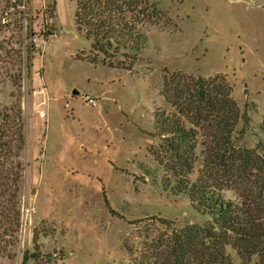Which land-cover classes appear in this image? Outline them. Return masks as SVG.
Masks as SVG:
<instances>
[{"label": "rangeland", "instance_id": "374dc122", "mask_svg": "<svg viewBox=\"0 0 264 264\" xmlns=\"http://www.w3.org/2000/svg\"><path fill=\"white\" fill-rule=\"evenodd\" d=\"M53 2L0 0V136L16 138L18 107L27 141L18 158L21 227L9 243L0 229L5 240L0 264H35L33 233L41 228L48 232L37 244L52 256V264H128L157 253L162 261L195 264L200 254L188 242L185 249L178 242L190 243L188 236L197 243L193 250L202 248L210 218L165 187L158 160L166 153L152 135L155 113H177L165 100V88L170 94L175 87L185 92L199 78L226 76L245 115V122L231 129V151L259 161L263 171L221 164L202 176L234 187L225 190L231 198L248 193L249 176L259 185L257 176L264 178V0H150L146 48L122 68L106 66L102 55L98 64L91 63L95 53L75 27V0H56L50 13ZM213 124L198 131L200 142L209 143ZM152 148L160 150L159 157ZM203 149L211 164V148L199 146L192 180L203 172ZM1 155L10 166L11 159Z\"/></svg>", "mask_w": 264, "mask_h": 264}, {"label": "trees", "instance_id": "16d2710c", "mask_svg": "<svg viewBox=\"0 0 264 264\" xmlns=\"http://www.w3.org/2000/svg\"><path fill=\"white\" fill-rule=\"evenodd\" d=\"M75 2L76 30L90 42L92 53H95L94 57L88 58L91 63L98 64L97 57L100 55L103 56V63L111 68H122L138 60L147 44L143 27L145 18L150 15V0ZM55 6L56 0L48 11L55 12ZM118 58L123 60L117 62ZM30 66L28 65V68ZM174 76L181 75L177 73ZM182 77V80L187 82L194 79L192 76ZM165 89V100L177 113L168 114L161 109L160 112L157 111L152 133L154 137L161 139L160 149L166 153L164 161L158 160L166 172L164 185L173 196H186L194 210L210 218L206 222L207 228L203 229L208 242H202V248L193 250L192 244L197 243H193L188 236L190 243L180 239L179 247L185 249L184 245L188 242L187 247L200 254V259L195 264H264V191L260 188L264 187V178L257 176L260 182L257 185L256 178L249 176L248 193H236L237 197L231 198L225 196V190L234 192V187L225 188V184L220 180L214 185L210 175L202 176L205 174L204 170L217 172L221 164L226 168L239 166L248 171H263L259 161L255 162L248 155L231 151V129H235L241 121L245 122V115L241 114L238 103L232 97V86L227 77L218 74L207 80L199 78L195 85L193 82L188 84L189 91L185 92L175 87L170 94L169 89ZM14 109L16 120L20 122L16 138L12 136L14 134L10 133L9 128L7 133L11 134L10 141L5 140L8 139L7 135L0 136V157L2 152H5L7 159H11L10 162L7 161L10 166L0 160V229L4 236L9 237L7 243L18 234L22 222L18 196L23 165L18 158L27 142L22 109ZM209 121L214 123L210 126L211 129H208L210 135L207 136L211 145L200 142L198 132L207 131L205 125ZM199 146L206 148V151L211 148V164H208L204 149L201 150L203 172L196 180H192L195 166L200 161ZM152 151L159 157L157 151L160 150L152 148ZM46 232L48 231L44 228L34 230L35 264L53 263L52 256L42 254L37 244L40 234ZM2 242L5 240L0 239V243ZM227 249H231L235 257L229 254ZM156 255L132 258L128 264H173L162 261L155 257ZM183 259L186 261L184 256ZM176 263L178 264L177 261ZM179 263L183 264L182 261Z\"/></svg>", "mask_w": 264, "mask_h": 264}, {"label": "built area", "instance_id": "2783aa9c", "mask_svg": "<svg viewBox=\"0 0 264 264\" xmlns=\"http://www.w3.org/2000/svg\"><path fill=\"white\" fill-rule=\"evenodd\" d=\"M87 101L92 104L95 105V100L93 98L87 97Z\"/></svg>", "mask_w": 264, "mask_h": 264}]
</instances>
